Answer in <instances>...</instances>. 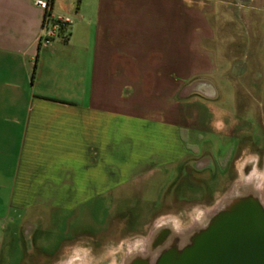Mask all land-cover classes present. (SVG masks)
<instances>
[{
  "label": "crops",
  "instance_id": "0c3cea01",
  "mask_svg": "<svg viewBox=\"0 0 264 264\" xmlns=\"http://www.w3.org/2000/svg\"><path fill=\"white\" fill-rule=\"evenodd\" d=\"M217 2L54 0L51 14L71 24L42 45L33 0H0V205L59 211L101 200L157 167L145 151L155 128L173 142L170 163L181 158L175 78L192 62L193 31L213 37L205 16L231 11ZM134 153L141 160L129 166Z\"/></svg>",
  "mask_w": 264,
  "mask_h": 264
},
{
  "label": "rangeland",
  "instance_id": "374dc122",
  "mask_svg": "<svg viewBox=\"0 0 264 264\" xmlns=\"http://www.w3.org/2000/svg\"><path fill=\"white\" fill-rule=\"evenodd\" d=\"M222 1L225 4L217 2L216 8L231 11L205 16L213 37L200 42L197 34L203 32L193 31L197 39L187 48L192 62L185 74L178 70L175 78V151L178 157L186 153L170 163L173 142L166 137L167 129L155 128V138L145 140V151L155 150L157 167L147 165L126 187L77 209L69 228L50 222L70 215L67 210L25 211L0 205V264H64L76 251L84 255V264H123L127 246L147 239L157 221H176L180 229L189 231L195 228L197 214L210 216L219 208L242 175L264 176V0ZM146 155L149 162L150 154ZM141 156L132 154L129 166ZM259 194L264 197L263 179ZM110 205L115 210L133 206L127 230L121 222H113L109 232L97 238L95 248L87 238L72 239L73 227L93 230L90 217L102 221ZM35 214L45 221L41 226L45 233L31 238L24 220ZM60 229L64 233L58 234Z\"/></svg>",
  "mask_w": 264,
  "mask_h": 264
},
{
  "label": "water",
  "instance_id": "95a60500",
  "mask_svg": "<svg viewBox=\"0 0 264 264\" xmlns=\"http://www.w3.org/2000/svg\"><path fill=\"white\" fill-rule=\"evenodd\" d=\"M154 264H264L263 207L255 199L234 202L216 213L190 245L163 252Z\"/></svg>",
  "mask_w": 264,
  "mask_h": 264
},
{
  "label": "bare ground",
  "instance_id": "6f19581e",
  "mask_svg": "<svg viewBox=\"0 0 264 264\" xmlns=\"http://www.w3.org/2000/svg\"><path fill=\"white\" fill-rule=\"evenodd\" d=\"M244 164L240 166V172L242 174V168ZM248 174H246L247 176ZM262 179L264 180V176L261 177H245L241 176V180L233 187L231 193H229L226 198L223 199L218 209H216L210 216L207 213H199L195 216L194 226L191 230H182L176 221L172 220H159L153 226L149 233V237L147 239H142L140 241L134 242L127 246V255L123 260V264H131L133 260L141 259L146 261L147 264H154L157 258L165 252L171 245L175 244L176 250H181L182 246H185L191 243L193 239L192 234L197 232L198 230L204 229L211 218L218 212L227 210L230 208L234 202L244 199H255L259 202V204L264 209V197L259 194V186L261 184ZM239 199V200H238ZM169 228L171 235L169 238L161 245L156 248L151 247V242L153 240V235L156 231L161 228ZM177 232L179 233L180 241L175 242L174 238L177 236ZM181 234V235H180ZM83 256L78 251L75 252V255L72 256L67 262L64 264H84Z\"/></svg>",
  "mask_w": 264,
  "mask_h": 264
},
{
  "label": "flooded vegetation",
  "instance_id": "af4514ba",
  "mask_svg": "<svg viewBox=\"0 0 264 264\" xmlns=\"http://www.w3.org/2000/svg\"><path fill=\"white\" fill-rule=\"evenodd\" d=\"M247 172V170H245ZM112 195V193L110 194ZM116 206H112L110 205L108 207V209L106 210V214L104 216H102V221L100 220H96V217H94V215L91 218L90 221L93 222V226L95 227L93 230L90 231H86L83 228H76L73 227L74 229H72V234H74L72 239H80V238H87L93 245V247L95 248L97 246V238H100L103 236V233H108V227L112 226V223L117 221V222H121V226L123 227V230H127L129 227V223H132L133 220V214H131L130 210L133 208V206H126L123 210L117 209L115 210ZM79 208H74L71 210H67L69 212L70 215H68L67 217L63 218L59 221H57L58 219L53 218L51 219V225H57V226H63V228H69L70 227V219L72 216V213L76 212V210ZM96 216V215H95ZM130 219V220H129ZM24 222L26 223L24 226H27L29 228H31V238L32 236L36 235L37 233H45L44 230H42V223H44L45 221L42 222L41 217H35V218H30V220H24ZM40 227V228H39ZM102 229V230H98ZM70 230V229H69ZM122 230V231H123ZM202 230V229H201ZM201 230H198L197 232L193 233L192 236L198 234ZM64 230L60 229V232L58 231V234L64 233ZM171 235L169 228H161L160 230L156 231V233L153 235V240L151 242V247L152 248H156L158 246H161ZM193 236V238H194ZM174 241L177 242L178 238L177 236L174 238ZM190 245L187 244L185 246H182V248L186 247ZM60 247V246H59ZM59 247L57 246V249L55 251H57L59 249ZM181 248V249H182ZM172 249H176L175 248V244L171 245L166 251L168 250H172ZM55 251H53L52 253H54ZM44 253H46L47 255H49L47 253L46 248L44 249ZM51 253V254H52Z\"/></svg>",
  "mask_w": 264,
  "mask_h": 264
},
{
  "label": "built area",
  "instance_id": "2783aa9c",
  "mask_svg": "<svg viewBox=\"0 0 264 264\" xmlns=\"http://www.w3.org/2000/svg\"><path fill=\"white\" fill-rule=\"evenodd\" d=\"M33 4L42 12L41 36L39 42L49 45L56 38H66V29L71 24L70 20L56 17L51 14L49 0H33Z\"/></svg>",
  "mask_w": 264,
  "mask_h": 264
},
{
  "label": "trees",
  "instance_id": "16d2710c",
  "mask_svg": "<svg viewBox=\"0 0 264 264\" xmlns=\"http://www.w3.org/2000/svg\"><path fill=\"white\" fill-rule=\"evenodd\" d=\"M53 1H54V0H49L50 7H51ZM32 76H33V74H32ZM32 76H31V77H32Z\"/></svg>",
  "mask_w": 264,
  "mask_h": 264
}]
</instances>
